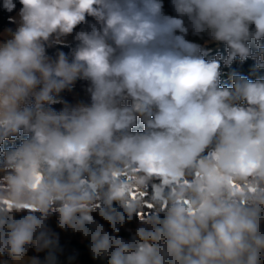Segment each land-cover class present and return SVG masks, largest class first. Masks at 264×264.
<instances>
[{"label":"clouds","instance_id":"9594fccd","mask_svg":"<svg viewBox=\"0 0 264 264\" xmlns=\"http://www.w3.org/2000/svg\"><path fill=\"white\" fill-rule=\"evenodd\" d=\"M18 3L0 33V264H74L52 220L100 264H264V79L222 86L221 56L185 38L264 68V0ZM78 80L90 103L54 108Z\"/></svg>","mask_w":264,"mask_h":264},{"label":"trees","instance_id":"16d2710c","mask_svg":"<svg viewBox=\"0 0 264 264\" xmlns=\"http://www.w3.org/2000/svg\"><path fill=\"white\" fill-rule=\"evenodd\" d=\"M17 6L13 12H7L2 7V0H0V33L6 26L13 25V13L20 8L18 0H16ZM91 19V18H89ZM202 49L206 52L205 59L212 60L217 55L221 56V84L222 86H231V76L235 73L247 77L250 80L264 79V68H257L256 61L249 57L245 61H240L237 57L230 66H226L223 60L227 58V48L223 43L213 42L210 44H199ZM261 45L264 46V40L261 41ZM76 42L64 43L62 45H54L48 49V53L56 54L58 51H64L69 58H71V52L75 48ZM252 51L255 52L257 49L253 45ZM10 142L6 141L3 147H8ZM51 227L59 234L60 244L64 249L63 254L60 256L62 262L66 261L69 256H75L74 264H100L99 261L92 259L91 253L88 249V241L83 239L80 233H73L71 231H62L56 227L55 221H50ZM136 221L133 220L127 224V228H134ZM107 227V225H106ZM120 235L128 237L129 233L121 229ZM28 255H36L34 251H30ZM41 258L43 254H40Z\"/></svg>","mask_w":264,"mask_h":264},{"label":"rangeland","instance_id":"374dc122","mask_svg":"<svg viewBox=\"0 0 264 264\" xmlns=\"http://www.w3.org/2000/svg\"><path fill=\"white\" fill-rule=\"evenodd\" d=\"M163 5H164V12L167 15H176L174 8L172 7L171 0H163ZM19 9L16 10L13 13L12 18L17 17ZM16 23L10 26H6L3 28L2 32L3 33L6 29L12 28L15 29ZM186 39L197 43V44H210L213 43V41L210 40V38L207 35H200L196 36L193 35L191 31L187 34L185 37ZM74 42L73 37L69 36L64 43H70ZM52 58H55L56 54H50L48 53ZM87 87H88V82L83 81V80H78L74 86L71 88V90H65L62 93H60L58 99L60 100V103L53 105L54 108L57 110H60L65 103H67L70 106H76L78 104H88L90 103V95L87 92ZM31 256V255H30Z\"/></svg>","mask_w":264,"mask_h":264}]
</instances>
